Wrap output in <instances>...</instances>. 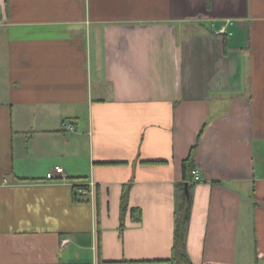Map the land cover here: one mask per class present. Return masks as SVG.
<instances>
[{"label": "crops", "instance_id": "obj_1", "mask_svg": "<svg viewBox=\"0 0 264 264\" xmlns=\"http://www.w3.org/2000/svg\"><path fill=\"white\" fill-rule=\"evenodd\" d=\"M185 186L191 264H264V0H0V264H184Z\"/></svg>", "mask_w": 264, "mask_h": 264}, {"label": "trees", "instance_id": "obj_2", "mask_svg": "<svg viewBox=\"0 0 264 264\" xmlns=\"http://www.w3.org/2000/svg\"><path fill=\"white\" fill-rule=\"evenodd\" d=\"M193 152L194 151L192 150L188 158H186L182 163L183 179L187 183L192 179V171L194 169ZM126 203H127V195L124 193L121 197L122 209L126 207ZM190 209H191V198L189 196H185L182 207L176 214L173 245L171 248L172 260L177 262H182L184 264H191L185 252V242H184V233L189 220Z\"/></svg>", "mask_w": 264, "mask_h": 264}, {"label": "built area", "instance_id": "obj_3", "mask_svg": "<svg viewBox=\"0 0 264 264\" xmlns=\"http://www.w3.org/2000/svg\"><path fill=\"white\" fill-rule=\"evenodd\" d=\"M64 126L68 130H74L75 129V126L73 124H70V123H67ZM62 173H63L62 167L55 166L54 169H53V171H49V172L46 173V177L48 179H52V178H54V174H62ZM192 174L195 175V178L197 179L196 172L194 170L192 171ZM64 242H65V240L62 241V244Z\"/></svg>", "mask_w": 264, "mask_h": 264}, {"label": "water", "instance_id": "obj_4", "mask_svg": "<svg viewBox=\"0 0 264 264\" xmlns=\"http://www.w3.org/2000/svg\"><path fill=\"white\" fill-rule=\"evenodd\" d=\"M185 194H186V196H188V189L186 186H185Z\"/></svg>", "mask_w": 264, "mask_h": 264}]
</instances>
